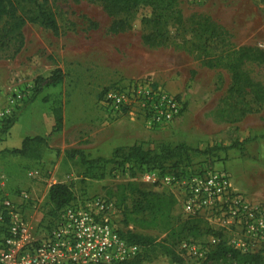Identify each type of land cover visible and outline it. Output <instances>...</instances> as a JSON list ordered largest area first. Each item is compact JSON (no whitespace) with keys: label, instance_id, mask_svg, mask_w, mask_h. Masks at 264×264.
Here are the masks:
<instances>
[{"label":"rangeland","instance_id":"rangeland-1","mask_svg":"<svg viewBox=\"0 0 264 264\" xmlns=\"http://www.w3.org/2000/svg\"><path fill=\"white\" fill-rule=\"evenodd\" d=\"M175 2L183 23L171 29L168 42L161 47L144 43V38L153 33L151 27L141 23L147 11L140 10L128 19L126 30L112 34L109 27L113 18L96 0H47L46 10L59 26L57 35L39 23H27L22 29L23 47L17 55L11 45L0 46V129L5 119H15L6 134L0 133V214L5 201H15L24 192L29 197L28 221L32 226H48L54 220L48 215L49 189L63 184L71 191L73 202L101 197L111 204L113 219L124 236L134 234L153 240L151 247L140 252L141 264L250 263L242 259L238 263L221 251L220 243L231 248L228 237L221 233L220 243L213 245L214 234L208 224L185 214L168 188L145 184L143 172L108 164L101 179L92 178L95 171L89 172L78 159L66 155L78 150L91 159L109 160L116 149L134 144L146 149L162 143L184 144L201 152L191 156L194 165L224 170L235 190L253 204L264 205V139H260L264 135V106L254 103L251 96L231 94V74L225 67L206 66L231 49L253 47L264 51V4L256 0ZM18 14L35 16L36 9L22 3ZM204 26L218 36L204 34ZM3 27L4 22L0 30ZM56 69L63 72V82L44 89L29 102L36 79L48 77ZM243 71L252 81L264 85V65L248 63ZM135 84L175 97L180 114L161 127L147 129L141 116L112 114L100 106L97 97L105 89ZM55 107L62 112L60 132L52 130L51 111ZM34 136L46 137L47 141L35 146L29 157L7 153L16 149L22 138ZM248 139L251 141L245 143ZM235 143L239 146L227 149ZM31 172L38 174L30 177ZM128 184L142 191L172 195L176 204L169 217L130 215L128 210L137 196L124 203L116 196L118 188ZM163 246L181 262L167 257ZM191 246L204 251V257L189 255ZM239 253L262 256L264 247L258 252Z\"/></svg>","mask_w":264,"mask_h":264},{"label":"built area","instance_id":"built-area-1","mask_svg":"<svg viewBox=\"0 0 264 264\" xmlns=\"http://www.w3.org/2000/svg\"><path fill=\"white\" fill-rule=\"evenodd\" d=\"M98 101L109 113L141 116L147 129L161 127L181 112L175 97L145 84L110 89ZM141 179L168 188L185 214L205 221L213 231V245L220 243L221 233L228 237V246L241 253L264 247V205L253 204L235 190L224 170L195 164L178 173L144 172ZM18 200L2 205L0 222L4 224L5 218L6 223L0 264H119L141 252L120 234L111 204L101 197L71 203L57 211L48 226L28 221L26 193H20ZM187 252L195 259L205 255L192 246Z\"/></svg>","mask_w":264,"mask_h":264},{"label":"trees","instance_id":"trees-1","mask_svg":"<svg viewBox=\"0 0 264 264\" xmlns=\"http://www.w3.org/2000/svg\"><path fill=\"white\" fill-rule=\"evenodd\" d=\"M99 1L109 17L113 18V23L109 27V32L112 34L122 33L128 28V19L138 15L140 10L147 11V15L141 17V23L151 27L153 33L144 38V43L150 47H161L168 42V34L171 29L181 27L182 15L176 8L175 0H96ZM264 4V0H256ZM29 4L36 9V15L25 17L18 14L19 4ZM47 0H0V24L4 22V27L0 30V46L3 48H14V55H17L23 47L22 29L27 23H39L42 27L57 35L59 26L50 12L46 10ZM169 28V30H168ZM204 34H208L211 38L218 35L213 30H209L208 26H204ZM248 63L256 65H264V51L253 47H242L226 51V54H221L216 57L215 61L207 63L206 66L225 67L231 74L230 93L237 96H251L254 103L264 106V85L254 82L243 71V67ZM64 80V74L60 69L54 70L48 77H38L35 81L33 94L29 102H33L44 89L55 88ZM108 91H102L97 100ZM54 132H60L63 128V118L60 108L52 109ZM15 122L13 118H7L3 121L0 133L6 134ZM46 137L35 136L25 138L20 148L7 151L12 156L29 157L35 146L46 144ZM264 139V135L260 136ZM250 139L244 141L249 142ZM239 146L235 143L231 148ZM223 149V150H227ZM212 151V150H210ZM201 154L198 150H193L184 144L170 146L168 144H159L155 149H146L142 145L134 144L128 148L116 149L111 159L105 160L102 158H88L82 151L73 150L66 153L70 159H78L89 172L95 171L92 178L101 179L103 177V169L108 164H113L119 168L129 166L131 169H136L140 172L159 171L161 173H178L179 171L191 167L194 163L191 162V156ZM206 154V152H202ZM201 164V163H198ZM99 172V174H96ZM119 201L124 203L129 197L137 196L131 209L128 210L130 215H141L148 213L153 216H161L168 218L171 209L176 204V200L172 195L158 193L153 191H142L135 188L132 184L118 188ZM47 202L50 206L48 215L55 219L57 211L69 206L72 201V193L69 188L63 184L52 185L48 192ZM201 220V219H200ZM0 222V233L2 238L5 234V222ZM202 221V220H201ZM130 243L137 245L142 249L151 247L153 240L144 236L128 234L124 236ZM2 242V239L0 243ZM222 252L230 254L231 258L237 259L238 263L241 259L249 261V264H264V255H247L227 247L224 243L219 245ZM162 251L173 262L180 263V259L176 257L173 251L168 247L163 246ZM119 264H141L139 255L129 261Z\"/></svg>","mask_w":264,"mask_h":264},{"label":"crops","instance_id":"crops-1","mask_svg":"<svg viewBox=\"0 0 264 264\" xmlns=\"http://www.w3.org/2000/svg\"><path fill=\"white\" fill-rule=\"evenodd\" d=\"M35 137V136H34ZM24 139L22 138L19 142H18V145H17V148H20L21 146V143ZM14 200L16 199V197L13 198ZM16 202L18 201V199L15 200ZM1 215V214H0ZM0 236H2V234L0 233Z\"/></svg>","mask_w":264,"mask_h":264}]
</instances>
